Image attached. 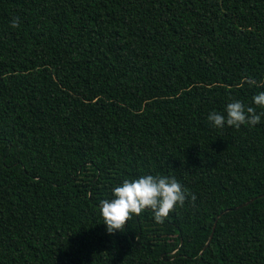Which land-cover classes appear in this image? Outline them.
<instances>
[{"label":"trees","instance_id":"trees-1","mask_svg":"<svg viewBox=\"0 0 264 264\" xmlns=\"http://www.w3.org/2000/svg\"><path fill=\"white\" fill-rule=\"evenodd\" d=\"M261 91L264 0H0V264H264V117L207 120ZM148 174L196 200L108 234Z\"/></svg>","mask_w":264,"mask_h":264},{"label":"clouds","instance_id":"clouds-1","mask_svg":"<svg viewBox=\"0 0 264 264\" xmlns=\"http://www.w3.org/2000/svg\"><path fill=\"white\" fill-rule=\"evenodd\" d=\"M19 17L13 18L11 26L19 27ZM255 83V81H250ZM253 106H246L241 100H232L225 107L224 113L212 111L208 122L214 128L225 125L239 129L242 125L256 126L264 117V111L257 112V107L264 109V91L252 97ZM112 198L99 202V215L107 226L108 234L124 232L127 222L133 215L139 216L150 209L157 223H163L177 206L183 207L188 196L194 202L196 196L188 193L175 176L143 175L139 178L124 179L112 188Z\"/></svg>","mask_w":264,"mask_h":264},{"label":"water","instance_id":"water-1","mask_svg":"<svg viewBox=\"0 0 264 264\" xmlns=\"http://www.w3.org/2000/svg\"><path fill=\"white\" fill-rule=\"evenodd\" d=\"M251 200H252V199H251ZM251 200H249L248 202H245L244 204H247V203L251 202ZM214 227H215V223H214L213 228H212V231H211V233H210V235H209V239H211V237H212V235H213Z\"/></svg>","mask_w":264,"mask_h":264}]
</instances>
